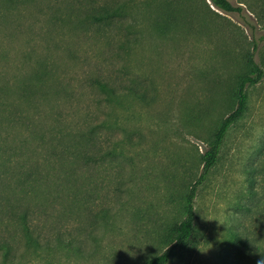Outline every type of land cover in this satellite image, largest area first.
<instances>
[{"label":"rangeland","instance_id":"obj_1","mask_svg":"<svg viewBox=\"0 0 264 264\" xmlns=\"http://www.w3.org/2000/svg\"><path fill=\"white\" fill-rule=\"evenodd\" d=\"M231 2L240 14L210 0H0V169L11 205L0 207V264H142L163 251L159 233L181 218L249 55L264 73V0ZM105 10L110 19H88ZM247 96L194 199L193 236L167 264L264 260V74ZM57 145L74 152L59 156ZM31 169L74 178L35 200L19 185ZM23 209L36 245L10 218Z\"/></svg>","mask_w":264,"mask_h":264},{"label":"trees","instance_id":"obj_2","mask_svg":"<svg viewBox=\"0 0 264 264\" xmlns=\"http://www.w3.org/2000/svg\"><path fill=\"white\" fill-rule=\"evenodd\" d=\"M8 2H14L16 0H3ZM170 1V0H169ZM211 4L218 10L227 13V14H240L242 11L241 6H235L231 0H210ZM183 0H178V4L182 5ZM168 5L174 8V4L171 2H167ZM184 7H182L183 9ZM111 10H105L100 16H95L89 14L88 19L92 22H100L102 20H108L112 16ZM4 16L0 14V20L3 19ZM256 47V45H255ZM248 71L246 73L238 74L235 78L234 86L232 88V93L230 100L234 103L233 108L227 113L226 116L221 118L216 124L213 132L211 133L210 138L208 139V147L205 152L200 156L202 170L196 181L192 182L188 188L183 191L180 202L178 204V215L181 217L178 221L174 220L169 224H166L164 228H162L161 233H159V243L163 246V251L160 253L153 255L146 259L142 264H167L172 257L176 254L179 248L186 246L194 233V225L196 219V211L194 208V199L198 193L200 186L203 181L206 179L212 168L215 166L219 159V154L221 152V148L223 146L224 140L230 128L240 120L246 109H247V88L249 86H254L263 78V69L254 62L252 59V55L248 56L247 60ZM38 85L44 82L42 74H37V77L33 79ZM96 87L105 94L109 103L113 102V97L115 96V90L109 84L101 81L95 82ZM7 85V84H5ZM0 86V110L3 113H6V106L2 102V98L4 93L6 92V86ZM28 83H24L22 90L26 89ZM39 91L46 93L45 85L42 84L39 87ZM26 98V97H25ZM23 99V98H21ZM40 114V113H38ZM36 115L31 119V125L40 120L41 115ZM23 120V119H21ZM26 120V118H25ZM24 120V121H25ZM30 134H35L33 131L34 128L29 127ZM51 136L58 137V140L66 141L68 138L66 137L65 132H55L51 131ZM68 136V135H67ZM44 136H40L42 139ZM54 149H58L60 153L57 155L63 156L66 153L72 154L74 151H62L59 145L55 146ZM68 146H64L63 150H69ZM78 152V150H76ZM8 153V150L1 149L0 150V165L6 162L5 154ZM105 157V156H103ZM102 158V157H101ZM8 161V160H7ZM10 174L5 172L3 169H0V207H5L11 210L10 205V196L6 189H4V181L9 180ZM74 178L73 174L65 172H61L58 174H51L50 172H41L36 169H31L26 171L22 176V182L19 184L21 187L22 193L27 196L35 197V200H47L50 196L51 187L54 184L56 186L57 191L62 190L64 184L71 182ZM66 190H69L67 188ZM60 193V192H57ZM65 193V191H63ZM28 211L23 209L22 213H14L10 215V218L14 221V224L19 226L21 230L24 232L27 238V242L36 245L37 239L35 237L34 231L30 224L28 223ZM10 251V247L5 244L4 245V257L7 261L8 253Z\"/></svg>","mask_w":264,"mask_h":264},{"label":"clouds","instance_id":"obj_3","mask_svg":"<svg viewBox=\"0 0 264 264\" xmlns=\"http://www.w3.org/2000/svg\"><path fill=\"white\" fill-rule=\"evenodd\" d=\"M257 264H264V260H258Z\"/></svg>","mask_w":264,"mask_h":264}]
</instances>
